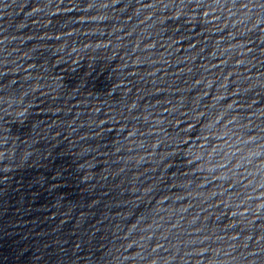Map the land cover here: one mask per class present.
Segmentation results:
<instances>
[{"label":"water","instance_id":"95a60500","mask_svg":"<svg viewBox=\"0 0 264 264\" xmlns=\"http://www.w3.org/2000/svg\"><path fill=\"white\" fill-rule=\"evenodd\" d=\"M0 264H264V0H0Z\"/></svg>","mask_w":264,"mask_h":264}]
</instances>
